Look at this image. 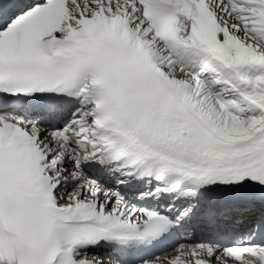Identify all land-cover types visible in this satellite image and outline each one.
Wrapping results in <instances>:
<instances>
[{
  "label": "snow or ice",
  "instance_id": "1",
  "mask_svg": "<svg viewBox=\"0 0 264 264\" xmlns=\"http://www.w3.org/2000/svg\"><path fill=\"white\" fill-rule=\"evenodd\" d=\"M0 264H264V0H0Z\"/></svg>",
  "mask_w": 264,
  "mask_h": 264
}]
</instances>
